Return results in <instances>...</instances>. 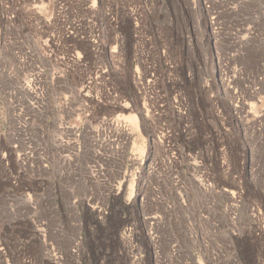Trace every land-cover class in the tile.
<instances>
[{
  "label": "rangeland",
  "instance_id": "374dc122",
  "mask_svg": "<svg viewBox=\"0 0 264 264\" xmlns=\"http://www.w3.org/2000/svg\"><path fill=\"white\" fill-rule=\"evenodd\" d=\"M0 264H264V0H0Z\"/></svg>",
  "mask_w": 264,
  "mask_h": 264
},
{
  "label": "bare ground",
  "instance_id": "6f19581e",
  "mask_svg": "<svg viewBox=\"0 0 264 264\" xmlns=\"http://www.w3.org/2000/svg\"><path fill=\"white\" fill-rule=\"evenodd\" d=\"M25 88H27V87H25ZM127 118L129 119V118H131V116H127Z\"/></svg>",
  "mask_w": 264,
  "mask_h": 264
}]
</instances>
